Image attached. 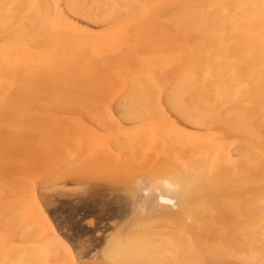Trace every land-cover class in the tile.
<instances>
[{
  "label": "bare ground",
  "instance_id": "bare-ground-1",
  "mask_svg": "<svg viewBox=\"0 0 264 264\" xmlns=\"http://www.w3.org/2000/svg\"><path fill=\"white\" fill-rule=\"evenodd\" d=\"M68 182L132 216L99 252ZM0 264H264V0H0Z\"/></svg>",
  "mask_w": 264,
  "mask_h": 264
},
{
  "label": "rangeland",
  "instance_id": "rangeland-1",
  "mask_svg": "<svg viewBox=\"0 0 264 264\" xmlns=\"http://www.w3.org/2000/svg\"><path fill=\"white\" fill-rule=\"evenodd\" d=\"M101 184L97 183V185ZM66 185L67 187L52 192L50 196V203L46 208L50 218L52 217L51 220L55 226L57 225L63 237L65 236V242L69 246L76 250L81 247L84 252L86 251L85 253L101 251L105 247L103 243L106 244L109 239L111 240L118 229L119 232L125 230L132 218V216L124 219L109 216L120 205L116 198V195L120 196V193L109 191L103 192L106 195L101 193V197L93 196L92 192L89 194L91 190L89 186L81 187L80 185V188L79 185L71 182ZM89 221L93 222L89 223ZM88 257V255L84 256V258Z\"/></svg>",
  "mask_w": 264,
  "mask_h": 264
},
{
  "label": "snow or ice",
  "instance_id": "snow-or-ice-1",
  "mask_svg": "<svg viewBox=\"0 0 264 264\" xmlns=\"http://www.w3.org/2000/svg\"><path fill=\"white\" fill-rule=\"evenodd\" d=\"M6 8H10L12 6H5ZM157 88H159L161 90V94H162V89H163V82H161L160 84L157 85ZM162 106V105H161ZM163 183L166 188L168 189L167 194H165V192L159 187V184ZM138 185L140 184H145V181L142 179L140 181L137 182ZM179 189V185L176 183H173L167 179L165 180H156L153 182V188L149 189L147 187V185L145 184V191H155L158 194V199L160 202L162 203H168V204H175V199L170 198L172 196L173 193L177 192ZM48 191L47 188V181H45V183L43 185H41V189H40V195H38L37 197V202H36V207L39 209V214L45 219L48 220V216L44 211V205L41 203L44 199V193H46ZM130 195H133V192L129 193ZM93 221H89V223H92ZM49 227H51V221H48Z\"/></svg>",
  "mask_w": 264,
  "mask_h": 264
}]
</instances>
